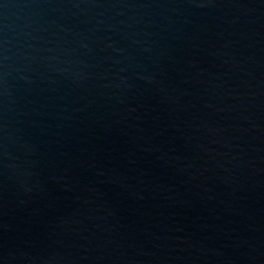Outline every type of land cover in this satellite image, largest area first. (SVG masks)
Here are the masks:
<instances>
[{
	"label": "water",
	"instance_id": "obj_1",
	"mask_svg": "<svg viewBox=\"0 0 264 264\" xmlns=\"http://www.w3.org/2000/svg\"><path fill=\"white\" fill-rule=\"evenodd\" d=\"M0 264H264V0H0Z\"/></svg>",
	"mask_w": 264,
	"mask_h": 264
}]
</instances>
